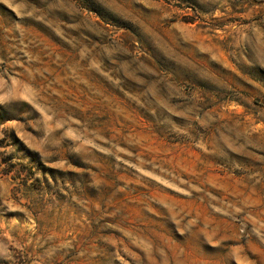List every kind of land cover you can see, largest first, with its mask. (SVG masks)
Wrapping results in <instances>:
<instances>
[{"label":"rangeland","instance_id":"374dc122","mask_svg":"<svg viewBox=\"0 0 264 264\" xmlns=\"http://www.w3.org/2000/svg\"><path fill=\"white\" fill-rule=\"evenodd\" d=\"M0 264H264V0H0Z\"/></svg>","mask_w":264,"mask_h":264}]
</instances>
